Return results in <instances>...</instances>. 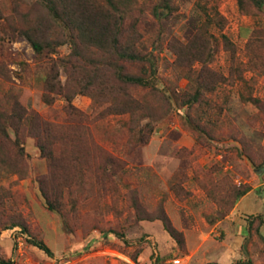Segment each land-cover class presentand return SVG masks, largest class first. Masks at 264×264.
Here are the masks:
<instances>
[{
  "label": "rangeland",
  "instance_id": "obj_1",
  "mask_svg": "<svg viewBox=\"0 0 264 264\" xmlns=\"http://www.w3.org/2000/svg\"><path fill=\"white\" fill-rule=\"evenodd\" d=\"M36 2L0 0V11L5 17ZM209 15L207 28L216 39L205 67L218 83L200 101L185 103L203 65L184 68L174 46L192 40ZM134 23L133 46L156 62L161 95L172 99L168 115L142 144L131 141L126 116L101 118L87 95H76L72 104L81 116L69 115L63 95L51 94L53 103H45L44 83L54 64L59 80L70 83L60 60L72 46L38 57L27 39H13L7 21H0V54L24 104L63 135L81 139L78 151L71 142L55 148L65 155L55 177L37 141L23 137L22 175L0 174V264H264V171L257 172L264 166V6L243 13L238 0H134L125 38ZM11 85L0 78V96ZM140 93L132 92L136 98ZM14 149L6 146L9 156ZM72 156L78 159L69 161ZM46 176L58 189L60 212L41 195L39 180ZM245 188L250 192L237 199ZM162 212L182 245L156 219ZM16 220L28 235L22 226L5 228ZM31 238L45 242L52 255Z\"/></svg>",
  "mask_w": 264,
  "mask_h": 264
},
{
  "label": "trees",
  "instance_id": "obj_2",
  "mask_svg": "<svg viewBox=\"0 0 264 264\" xmlns=\"http://www.w3.org/2000/svg\"><path fill=\"white\" fill-rule=\"evenodd\" d=\"M238 4L243 13H248L250 6L262 11L264 0H238ZM16 5L18 4L15 3L14 7ZM133 6L134 0H37L34 7L23 11L17 6V9L12 8L11 13L5 17L0 11V21H7L13 39H27L38 57L58 54L59 47L65 43L72 46L71 54L60 60L62 66L70 71V83L65 86L59 80V70L54 64L52 76L44 83L45 103H53L51 94L63 95L69 102V115L81 116L82 112L73 108L72 104L76 95H87L93 99V107L99 110L97 112L101 118L109 115L126 116L123 126L130 132L131 141L142 144L149 141L156 122L168 115L166 108L172 107V99H164L161 95L156 62L133 46L136 23L131 26L130 34L125 38V20L132 16ZM216 16L219 17L216 22L223 25L224 18L217 11ZM212 21L209 15L207 24L192 40L174 46L178 63L184 68H190L195 62L203 65L198 72L199 86L185 103L200 101L203 91L215 90L218 83L205 67L213 56V43L216 39L207 28ZM68 30L69 34L66 32ZM223 38L227 45H232L228 37L224 35ZM121 62L130 64L138 69L137 72L126 70ZM9 72L0 54V78L12 84L9 91L0 96V174L10 172L22 175L21 160L25 152L22 141L26 135L37 141V147L50 161V168L56 177L61 169L58 162L65 155L57 154L55 148L62 146V142H71L78 151L81 139L74 133L63 135L58 131L60 126L43 119L25 105L22 101L23 94L16 92L12 78L7 74ZM207 74L211 77L209 80ZM136 89L145 93H140L136 98L132 94ZM254 101L260 106L261 101ZM145 119H149L150 123L143 124ZM191 123L194 129L202 131L198 124ZM60 134L64 137L61 138ZM8 145L16 148L13 157L7 153ZM77 159L72 156L69 161ZM48 178L46 176L39 180L41 195L51 211L60 212L58 204L54 202L58 197V189L54 188V184H49ZM249 192L250 188H245L238 193L237 199ZM156 219L164 223L166 230L179 245L183 244L165 212ZM17 226H22V233L29 234L27 226L20 220L8 222L5 228ZM29 242L52 255L50 248L42 240L31 238Z\"/></svg>",
  "mask_w": 264,
  "mask_h": 264
},
{
  "label": "built area",
  "instance_id": "obj_3",
  "mask_svg": "<svg viewBox=\"0 0 264 264\" xmlns=\"http://www.w3.org/2000/svg\"><path fill=\"white\" fill-rule=\"evenodd\" d=\"M182 261H183L182 259H176V260H174V263L175 264H182Z\"/></svg>",
  "mask_w": 264,
  "mask_h": 264
},
{
  "label": "water",
  "instance_id": "obj_4",
  "mask_svg": "<svg viewBox=\"0 0 264 264\" xmlns=\"http://www.w3.org/2000/svg\"><path fill=\"white\" fill-rule=\"evenodd\" d=\"M263 171H264V166L261 167L257 172H258V173H261V172H263Z\"/></svg>",
  "mask_w": 264,
  "mask_h": 264
},
{
  "label": "crops",
  "instance_id": "obj_5",
  "mask_svg": "<svg viewBox=\"0 0 264 264\" xmlns=\"http://www.w3.org/2000/svg\"><path fill=\"white\" fill-rule=\"evenodd\" d=\"M222 254H220V256H221ZM222 257V256H221ZM220 264H223V263H220Z\"/></svg>",
  "mask_w": 264,
  "mask_h": 264
}]
</instances>
